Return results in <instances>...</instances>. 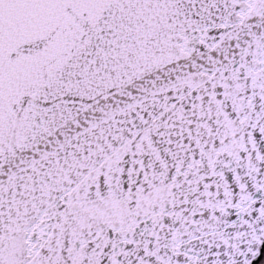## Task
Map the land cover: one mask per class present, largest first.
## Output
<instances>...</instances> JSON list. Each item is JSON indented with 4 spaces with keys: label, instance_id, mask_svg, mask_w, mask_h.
I'll return each instance as SVG.
<instances>
[{
    "label": "snow or ice",
    "instance_id": "snow-or-ice-1",
    "mask_svg": "<svg viewBox=\"0 0 264 264\" xmlns=\"http://www.w3.org/2000/svg\"><path fill=\"white\" fill-rule=\"evenodd\" d=\"M0 264H264V0H0Z\"/></svg>",
    "mask_w": 264,
    "mask_h": 264
}]
</instances>
